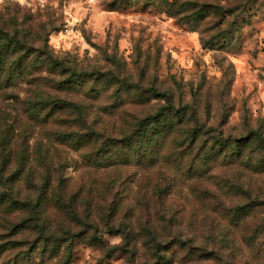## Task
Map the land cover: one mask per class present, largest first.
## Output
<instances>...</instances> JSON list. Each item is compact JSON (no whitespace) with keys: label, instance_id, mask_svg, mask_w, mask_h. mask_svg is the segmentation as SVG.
<instances>
[{"label":"rangeland","instance_id":"1","mask_svg":"<svg viewBox=\"0 0 264 264\" xmlns=\"http://www.w3.org/2000/svg\"><path fill=\"white\" fill-rule=\"evenodd\" d=\"M0 30V264H264V0H0Z\"/></svg>","mask_w":264,"mask_h":264},{"label":"trees","instance_id":"2","mask_svg":"<svg viewBox=\"0 0 264 264\" xmlns=\"http://www.w3.org/2000/svg\"><path fill=\"white\" fill-rule=\"evenodd\" d=\"M19 46L23 47L24 44L20 42L19 39L14 38V37L11 38L10 34L0 30V81H1V78H6L4 84H7L8 82L9 83L13 82L14 77H18L23 74L24 68L20 61H17L16 63L11 64V67L7 68L6 66L7 59L13 54H16L20 50V48H18ZM51 64L53 65V68L55 67L61 68L62 70L66 69L64 64L58 61L57 59L51 58ZM93 74L94 73H92V75ZM107 76L109 75H106L105 77ZM80 77H82V75H78L75 72L72 76V78L75 80L81 79ZM76 107H77L76 105H73L72 103L67 102L66 100L59 99V98H47V99L42 98L38 100V102L36 101L33 102L31 104V109L29 110L32 111L34 116L35 115L39 116L41 111L47 110L48 113L46 114L45 118L46 120H49L50 118L53 117L54 112L67 111L70 108H76ZM155 124L157 123L150 121V120L145 121L141 132L144 130L148 131V129H152L153 131H156L157 133L158 130L156 129ZM144 136L142 138H144ZM154 136L155 135H153L152 138H154ZM140 139L141 137L139 136V140ZM107 152H108L107 154H110V156L108 157V160H113L114 158V153H112L113 151L108 149Z\"/></svg>","mask_w":264,"mask_h":264}]
</instances>
